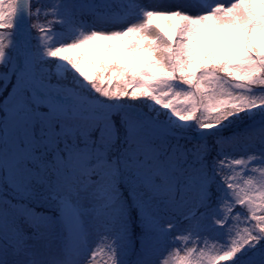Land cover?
I'll use <instances>...</instances> for the list:
<instances>
[{
    "label": "snow or ice",
    "instance_id": "6c2138e0",
    "mask_svg": "<svg viewBox=\"0 0 264 264\" xmlns=\"http://www.w3.org/2000/svg\"><path fill=\"white\" fill-rule=\"evenodd\" d=\"M0 264H264V0H0Z\"/></svg>",
    "mask_w": 264,
    "mask_h": 264
},
{
    "label": "rangeland",
    "instance_id": "374dc122",
    "mask_svg": "<svg viewBox=\"0 0 264 264\" xmlns=\"http://www.w3.org/2000/svg\"><path fill=\"white\" fill-rule=\"evenodd\" d=\"M139 2L145 4V5H150V6H157V5H170V4H175V3H185L187 0H139ZM212 2H220V3H228L229 0H212ZM157 10H164L161 8H157ZM154 23H159L161 26L164 25L163 21H155ZM209 243H214V241H209Z\"/></svg>",
    "mask_w": 264,
    "mask_h": 264
}]
</instances>
